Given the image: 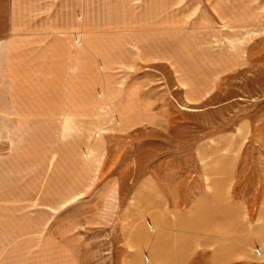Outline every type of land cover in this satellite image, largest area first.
I'll return each instance as SVG.
<instances>
[{"label": "rangeland", "instance_id": "rangeland-1", "mask_svg": "<svg viewBox=\"0 0 264 264\" xmlns=\"http://www.w3.org/2000/svg\"><path fill=\"white\" fill-rule=\"evenodd\" d=\"M51 16L60 27L74 23L75 45L83 46L84 39L90 43L93 89H53L52 94L44 89L43 94L28 95L58 105L59 124L44 119L39 126L0 127V264L67 261L69 245L71 261L97 260L105 223L101 218L107 211L98 196L100 181L73 205L53 211L51 153L54 145L62 154L68 133L77 190L91 181L88 171L100 139H107L111 149L102 179L122 172L128 190L130 180L143 176L160 153H173L172 165H192L193 159L181 157V151L247 123L250 135L237 194L255 214L264 194V0H60L59 12ZM118 53H134L141 73L159 70L165 76L175 122L169 144L147 129L115 136L113 129L120 123L115 112ZM181 78L217 85L213 100L200 106L210 112L187 111L198 107L185 102ZM99 79L110 89H96ZM11 97L18 106L24 96L14 89ZM68 109H75L70 127L65 124ZM51 112L45 110V118ZM185 120L192 124L183 125ZM85 242L92 250L85 252ZM64 246L66 254H59Z\"/></svg>", "mask_w": 264, "mask_h": 264}, {"label": "crops", "instance_id": "crops-1", "mask_svg": "<svg viewBox=\"0 0 264 264\" xmlns=\"http://www.w3.org/2000/svg\"><path fill=\"white\" fill-rule=\"evenodd\" d=\"M59 10L60 0H0V127L39 126L44 119L59 124L58 105H45L28 95L43 94L44 89L50 94L53 89H93L90 43L84 39L83 46L74 44V23L60 27L52 20ZM117 56L115 112L120 123L113 129L115 136L147 129L161 135L159 142L169 144L175 122L165 76L159 70L141 73L134 53ZM196 81L179 80L187 105L198 107L185 110L210 112V107L200 106L213 100L218 87ZM14 89L24 96L18 106L11 97ZM96 89L110 88L99 79ZM45 110H52L46 118ZM68 117L65 124L74 126L75 109H68ZM249 133L250 125L243 123L181 151V157L193 159L192 165H172L173 153H160L143 176L130 180L128 190L122 172L102 179L111 155L107 139L95 145L96 161L88 171L91 181L77 190L68 133L62 154L54 145L51 153L53 211L56 206L73 205L97 181L107 211L101 218L105 223L99 231L96 261H71L69 245V260L61 257L52 264H264V194L255 214L237 194ZM65 248L58 253L66 254ZM88 249L92 250L91 243L85 242V252Z\"/></svg>", "mask_w": 264, "mask_h": 264}]
</instances>
